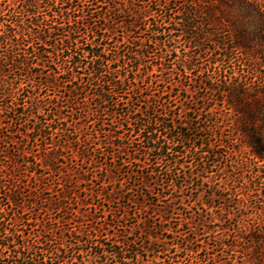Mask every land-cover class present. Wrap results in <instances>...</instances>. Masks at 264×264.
I'll list each match as a JSON object with an SVG mask.
<instances>
[{
    "label": "trees",
    "instance_id": "obj_1",
    "mask_svg": "<svg viewBox=\"0 0 264 264\" xmlns=\"http://www.w3.org/2000/svg\"><path fill=\"white\" fill-rule=\"evenodd\" d=\"M186 46L200 53H184ZM208 47L227 60L254 56L256 73L264 64V0H0V264H177L171 243L159 236L175 230L148 220L134 240L122 221L128 207L134 218L145 211L146 198L149 210L164 202L168 217L179 216L212 173L224 176L215 195L221 214L200 217L202 230L190 229L194 237L177 244L184 264H264V74L247 82L226 72L216 82L209 71L199 86L223 98L247 153L225 146L229 122L212 120L223 109L210 108L195 126L175 112L178 96L198 88L189 74L206 70ZM71 133L86 165L104 167L100 186L118 185L101 196L109 202L129 195L113 211L112 226L74 213L49 224L35 209L48 212L43 201L25 210L17 174L39 150L42 166L53 171L54 149H66L54 140L66 142ZM136 179V187L148 182L158 191L151 197L134 190ZM202 237L216 254L207 242L192 249Z\"/></svg>",
    "mask_w": 264,
    "mask_h": 264
},
{
    "label": "rangeland",
    "instance_id": "obj_2",
    "mask_svg": "<svg viewBox=\"0 0 264 264\" xmlns=\"http://www.w3.org/2000/svg\"><path fill=\"white\" fill-rule=\"evenodd\" d=\"M189 48V46H186L182 49L184 53H200L198 49L193 50ZM208 48H211V50L207 49L208 53H206L205 58L202 61V64L204 65L203 68L206 70H204L201 74L195 72L189 74L190 77H192L194 80L196 79V81L198 82L196 83L198 88H192L188 91L186 90L178 96L177 101L175 102V112L178 113L182 119H186L185 121L187 124H191L193 122L192 125L195 126V124H203L208 120V110H210V108L216 107L218 109H223L224 116L221 119L219 118L220 120H217L214 116L212 120H216L221 123L224 121L229 122V125L224 128L223 131L224 134L228 135L230 138V141L226 143L225 146L232 145L238 150L247 153L248 149L242 143L243 141L239 139V137L237 138L236 134L234 133V129L231 128V125L235 122V117L231 112L229 114L225 113L226 110L224 108L223 103H221L223 101V98L216 92L207 93L205 90L199 89V86L202 82L205 81V78L207 77L209 71L215 72V80L217 79L218 81L220 80L221 76L223 77L230 73H233L234 77L238 80H247V82L251 81L252 79L256 80L258 75L264 74V64L261 65V68H259L256 73H254V71L250 69L256 61L254 56L249 57L250 60H247L244 56L242 57L240 54H234V58H230L229 60H227L223 58V55L225 54L221 50H215L214 47ZM177 52V54L180 53L179 51ZM260 60L261 58L259 59V61ZM213 62H215V65L210 68L211 63ZM173 68L176 71L182 70L179 64H176ZM153 71H155V68H153ZM226 72H228V74H226ZM196 108L197 110H199V114H197V112L195 111ZM207 134V132H201L202 136H206ZM61 138L63 137L59 135L54 140L55 145L59 146L60 142H62L61 144L65 143L66 149H60V152L57 151L58 148L54 149L56 150L55 153L57 154V161L53 171H47V169L42 166V159H44L45 154L42 150H39L36 153V155L38 154L37 158L30 157L28 159L29 163H25V167H22L27 172L24 175L17 174V176L21 178V181H19L21 187L20 191L23 192V194L27 198V203H25V210H27V208L32 210L33 206L31 205L33 203H40L41 201H43L44 203H46L49 211L47 212V209L43 208L40 204L37 205L35 209L39 211L38 214L42 213V218L45 217V215L47 216L46 218L49 219V224H57V222L62 218L69 219V217H71L70 214L74 213L77 219H83V221L85 220L86 223L87 219L84 218L86 216L88 220H91V218H96L97 222H100L103 217L104 220L102 221H105L104 224L112 226L114 220L112 218L113 211H117V208H122V205H124L123 203L127 202L129 195H127L125 199H122L120 197L118 198V200L111 199L109 200V202H107L101 196L102 189L112 194L114 192V189H116L118 185L115 184L110 186L105 182L103 183L104 188L100 186L102 180H104V176L107 175L104 171V167L102 166V168H100L98 171H95V169H91V167L86 165L85 162L87 158L78 155L77 151L81 144L75 142V134L71 133L69 140H66V142H64L65 140H62ZM232 138L234 139L233 141ZM207 141L208 140L204 142ZM200 143L202 142L200 141ZM246 156L248 155L246 154ZM132 167L134 168V166ZM125 169L127 168L125 167ZM22 172L23 171H21V173ZM27 175L28 177H26ZM223 177L224 176L220 173H212L210 178L204 183L202 191L198 192V195L194 194L189 199V202L183 203L178 208L180 215L175 218L168 217L169 211H167L168 209L165 207L164 202L158 203L160 207H156L157 210H149L148 199L151 198L145 199V203L147 204L146 209L140 215L138 214L137 218H134L135 215H132L135 214V209L133 208L131 210L130 207H128V217H126L125 220L122 222L131 226V229H129L131 230L129 232V234H131V239L136 240L137 238L141 237L144 229H146L147 226L150 225V222L153 227L163 225L165 230H175V233H171L170 231L164 233L160 232L159 236L162 241L171 243V245H169L171 248L169 255L175 261H177L176 263L184 264L186 252L179 248L177 244L183 243V240L185 238H188L187 240H190V237L193 238L194 233L191 230H194V227L195 230H202L200 226H197L200 217L203 216L216 218L221 214L220 207L222 200L215 195H220V191H222L220 189V185L222 186L221 179H223ZM137 180L138 179L134 181V187L131 186V188H134V190L144 191L145 195H150L151 197L154 196L153 192L158 191V189L152 190V187L150 188L148 182L142 187H136V185L138 184ZM90 189L94 190L97 194L93 197H90ZM63 195L69 198L64 197V199H61ZM61 200H63V205L59 210L50 209L52 205L57 202L59 203V201ZM126 205L127 204H125V206ZM259 208L263 209L262 206H259ZM33 215L34 214H29V217L35 218V216ZM132 216L134 219L131 218ZM190 217H192V220L187 222L186 219ZM148 220L150 222H148ZM211 227H213L214 229L212 223ZM204 238L205 237H202L201 239L199 238V243L191 242L192 249L197 251L200 248L199 246L205 245V242H207L206 248L208 252L210 254H216L217 252L213 249V246L211 245L212 241H209V238L206 240ZM171 240H173L176 245H172ZM206 253L207 252H204L202 254L204 255Z\"/></svg>",
    "mask_w": 264,
    "mask_h": 264
}]
</instances>
